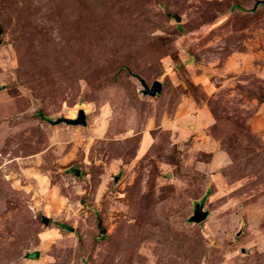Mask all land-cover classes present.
Listing matches in <instances>:
<instances>
[{
	"label": "rangeland",
	"instance_id": "374dc122",
	"mask_svg": "<svg viewBox=\"0 0 264 264\" xmlns=\"http://www.w3.org/2000/svg\"><path fill=\"white\" fill-rule=\"evenodd\" d=\"M0 264H264V0H0Z\"/></svg>",
	"mask_w": 264,
	"mask_h": 264
},
{
	"label": "water",
	"instance_id": "95a60500",
	"mask_svg": "<svg viewBox=\"0 0 264 264\" xmlns=\"http://www.w3.org/2000/svg\"><path fill=\"white\" fill-rule=\"evenodd\" d=\"M162 87H163L162 82L156 80L152 84V88H149L147 85V88H148L147 91H149L151 94H156L157 92L162 91ZM64 120L67 122L73 123V124L84 123L85 122V114L83 113V111H80L78 118H64ZM79 173H80V171L77 170V174H79ZM206 216H207V212L204 211L200 205H198V207L195 211V215L192 217V220L200 221V220H203ZM46 222H49V221L46 220Z\"/></svg>",
	"mask_w": 264,
	"mask_h": 264
},
{
	"label": "trees",
	"instance_id": "16d2710c",
	"mask_svg": "<svg viewBox=\"0 0 264 264\" xmlns=\"http://www.w3.org/2000/svg\"><path fill=\"white\" fill-rule=\"evenodd\" d=\"M41 116H42V114H41ZM43 219H44L45 221H46V220L49 221L50 218H48V217H46V216H43Z\"/></svg>",
	"mask_w": 264,
	"mask_h": 264
}]
</instances>
